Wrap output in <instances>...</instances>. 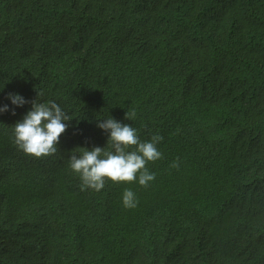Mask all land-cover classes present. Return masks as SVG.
Listing matches in <instances>:
<instances>
[{"label": "trees", "instance_id": "16d2710c", "mask_svg": "<svg viewBox=\"0 0 264 264\" xmlns=\"http://www.w3.org/2000/svg\"><path fill=\"white\" fill-rule=\"evenodd\" d=\"M0 90L69 119L35 157L0 115V264H264V0H0ZM109 115L162 137L147 187L81 191Z\"/></svg>", "mask_w": 264, "mask_h": 264}, {"label": "clouds", "instance_id": "9594fccd", "mask_svg": "<svg viewBox=\"0 0 264 264\" xmlns=\"http://www.w3.org/2000/svg\"><path fill=\"white\" fill-rule=\"evenodd\" d=\"M2 91V90H0ZM37 93L32 101H28L18 92L8 93L5 99L9 103H0V115L10 112L15 115V109L31 103V108L23 118L14 124V139L23 152L35 157L47 156L57 151L61 135L69 126L66 112L55 101L39 102ZM126 112L125 119L134 117ZM96 127L107 133L110 150L104 147H80L82 152L69 155V168L79 176L81 191L91 189L99 192L105 186V181L137 182L147 187L155 179V174L146 167L148 162L159 160L162 153L157 144L162 140L159 135H153L148 141H141L137 130L132 125L122 123L112 116L96 120ZM134 146V147H133ZM132 150H129V149ZM173 167H178L174 163ZM135 193L126 189L122 194V204L127 209L137 206Z\"/></svg>", "mask_w": 264, "mask_h": 264}]
</instances>
